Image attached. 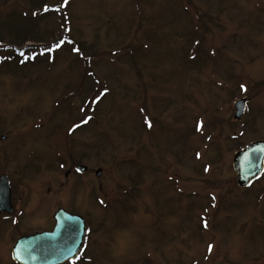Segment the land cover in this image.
<instances>
[{
    "label": "rangeland",
    "instance_id": "1",
    "mask_svg": "<svg viewBox=\"0 0 264 264\" xmlns=\"http://www.w3.org/2000/svg\"><path fill=\"white\" fill-rule=\"evenodd\" d=\"M30 26L15 47L66 41L0 53V264L60 208L88 224L75 264H264V175L232 165L264 140V0H0V35Z\"/></svg>",
    "mask_w": 264,
    "mask_h": 264
},
{
    "label": "water",
    "instance_id": "2",
    "mask_svg": "<svg viewBox=\"0 0 264 264\" xmlns=\"http://www.w3.org/2000/svg\"><path fill=\"white\" fill-rule=\"evenodd\" d=\"M248 98L235 103V119L244 116ZM238 186L245 188L257 180L264 171V141H257L235 153L233 158ZM80 173L88 171L86 166L76 168ZM102 170L96 172L100 177ZM11 183L7 175L0 178V214L13 213ZM56 225L52 232L38 233L21 238L13 249V258L20 264H62L75 259L83 245L87 225L82 216L59 210L54 216Z\"/></svg>",
    "mask_w": 264,
    "mask_h": 264
},
{
    "label": "trees",
    "instance_id": "3",
    "mask_svg": "<svg viewBox=\"0 0 264 264\" xmlns=\"http://www.w3.org/2000/svg\"><path fill=\"white\" fill-rule=\"evenodd\" d=\"M45 7H47V5H45ZM20 33H22V34L17 36L18 39L14 40L13 37H16L15 35H12L8 32L3 31V33L0 35V37H1L0 43H4L7 40H9L11 42V43H9L10 45L25 44L28 41L42 42L43 37H44V36L40 35V33L37 31V27H35V26H30L27 28L23 27L20 30ZM78 48H79V51L81 52V50H82L81 46H78ZM94 57L95 56H89V57H86V59L89 61H93Z\"/></svg>",
    "mask_w": 264,
    "mask_h": 264
},
{
    "label": "flooded vegetation",
    "instance_id": "4",
    "mask_svg": "<svg viewBox=\"0 0 264 264\" xmlns=\"http://www.w3.org/2000/svg\"><path fill=\"white\" fill-rule=\"evenodd\" d=\"M61 209V208H60ZM59 210V209H58ZM71 213H73V212H71ZM76 213V212H75ZM15 214V211H14V213L12 214V215H8L7 213H2V214H0V216L1 215H7V216H13ZM78 214V213H77ZM15 223L17 224V221H15ZM44 231H50V230H44ZM86 239H87V236H86ZM18 240V239H17ZM85 243H86V240H85ZM85 243H84V245H83V248H82V251H81V254H83V252H84V250H86V246H85ZM13 248V247H12ZM80 254V255H81ZM11 255V254H10ZM81 257V256H80ZM79 259V258H78ZM78 259L77 260H75V261H73V262H66V263H64V264H75L77 261H78ZM94 257L92 256V257H90V256H86V258H84V261H85V264H89V263H93L94 262ZM11 260H12V262H13V264H17L13 259H12V256H11Z\"/></svg>",
    "mask_w": 264,
    "mask_h": 264
}]
</instances>
